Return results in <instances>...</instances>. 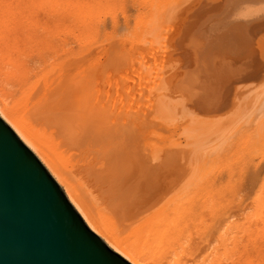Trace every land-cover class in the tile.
Instances as JSON below:
<instances>
[{"label": "bare ground", "instance_id": "1", "mask_svg": "<svg viewBox=\"0 0 264 264\" xmlns=\"http://www.w3.org/2000/svg\"><path fill=\"white\" fill-rule=\"evenodd\" d=\"M124 1L0 0V113L131 264H264V119L243 99L190 118L193 78L169 49L186 0L148 1L120 65L99 36Z\"/></svg>", "mask_w": 264, "mask_h": 264}, {"label": "rangeland", "instance_id": "2", "mask_svg": "<svg viewBox=\"0 0 264 264\" xmlns=\"http://www.w3.org/2000/svg\"><path fill=\"white\" fill-rule=\"evenodd\" d=\"M128 1L126 0L127 7L125 1L124 6L122 3H118L116 6L115 15L117 20L119 19V22L117 21L119 23V26H116L117 28H114L116 23H113L114 17L113 14L111 16V8L107 9V12L105 11L106 15L104 14L105 16H103L104 21H106L104 23L106 24L101 22L103 24L102 25L100 23V26L102 27L99 39L101 40V38H103L101 35L104 34L105 36V33H108V30H111V34H109L111 36L113 35L114 38L112 37L109 39L112 41V43L109 42L108 38L106 39L107 36L109 37L108 34L104 38L105 40H108L109 48L110 46H113L114 48L116 46L117 49H110V53L112 55L117 54L114 56L115 58L119 56L120 52V65H123L125 60L128 59L130 55L128 49L130 43L128 38L125 39L127 40L128 44L127 42L125 44L122 41L125 35H127L128 26L131 25V29V27L136 25V22L137 24H140L137 21L139 14L141 12L144 13V11H147V13L149 12V9H146L149 8V3L151 0ZM133 1L137 3L135 4ZM133 3L135 4L134 8L132 5ZM183 3L186 4L184 6V12L178 16V23H176L179 25H182L183 23L186 24L182 32L185 34V39L183 38V43H179L178 41L180 40L177 39V44L172 43L173 46H170L169 49L176 59L177 57L179 58V66L176 68L177 72L179 69L178 74H181L179 75V78L184 75L187 68V74H189L188 78H193L192 83H188V85L184 83L185 87L190 89L189 91L187 88L188 91L185 93L186 97L188 98L187 100L189 101L188 106L189 108L191 107L192 110L196 109L195 114L192 113V110L190 109V118L196 119L199 117L196 116L199 115L196 112H199V109L201 108V113L202 111L204 113H200V115H207L206 119L203 117L205 121L207 120V117H209V119L214 117L213 119L216 121L212 119L213 122H217L221 120V118L223 119L227 117V112H232V109L236 107L238 100L240 104V100L243 99L244 113L247 114L245 117L246 119L248 118V115L250 117L253 116V114L258 115L259 119L257 120L264 119V103L260 104V108L257 109L256 112L254 108L257 104L252 105L250 108H248L249 104H247L248 99L249 101H252L256 98V96H261L264 93V0H186V2ZM124 7L125 10L127 8L126 12L128 14L125 13ZM138 8L139 10H137ZM176 23L174 27H176ZM125 24L127 26H125ZM138 26L139 25H137V27ZM137 27L136 29H139ZM105 28H108V30ZM104 29L106 30L105 32L102 31ZM132 29L135 30V27ZM114 30L116 31L114 32ZM132 32L130 33L132 34ZM114 35H118V37L122 38L117 40L118 37H115ZM113 39L117 41L121 40L123 45H121V42H119L121 47L118 46V42H114ZM127 45L129 46L127 47ZM184 46L185 48H182ZM119 47L121 49H118ZM122 47L124 51L122 50ZM115 50H118V52L115 53ZM127 53H129V55ZM116 59H118V57ZM119 61L117 60L118 63ZM20 94H22V92ZM188 95H190V97ZM214 96L220 100H217V102L214 100L212 102ZM204 97H206L208 101L211 100L212 103L209 104V102L204 101ZM200 101L204 103V108L207 107L205 108L207 110H204L202 108L203 106L200 107V105L196 106V108L192 106L196 105L195 103ZM221 102L223 104L222 107H217V105L220 106L218 103ZM230 103L233 104L231 107L229 106ZM225 104H228V106ZM212 106L214 109L216 107L218 108L216 109V111L218 110L216 112L217 114L215 113V110L211 108ZM225 106L229 107L230 110L226 109ZM220 111L226 112H223L225 114H221ZM187 112L186 109L185 113L182 111L184 114H187ZM206 112H209V116ZM215 116H221V118H218V120L215 118ZM247 122L249 123L248 126H250V122Z\"/></svg>", "mask_w": 264, "mask_h": 264}, {"label": "water", "instance_id": "3", "mask_svg": "<svg viewBox=\"0 0 264 264\" xmlns=\"http://www.w3.org/2000/svg\"><path fill=\"white\" fill-rule=\"evenodd\" d=\"M0 264H131L0 113Z\"/></svg>", "mask_w": 264, "mask_h": 264}]
</instances>
